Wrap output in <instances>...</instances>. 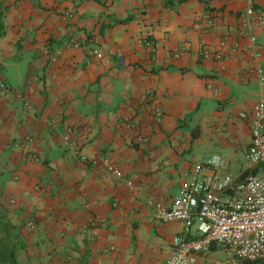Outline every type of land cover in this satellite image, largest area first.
<instances>
[{
    "label": "crops",
    "instance_id": "1",
    "mask_svg": "<svg viewBox=\"0 0 264 264\" xmlns=\"http://www.w3.org/2000/svg\"><path fill=\"white\" fill-rule=\"evenodd\" d=\"M3 1L0 209L18 264H164L184 224L158 212L199 166L264 171L246 160L264 0ZM193 264L249 263L214 245Z\"/></svg>",
    "mask_w": 264,
    "mask_h": 264
},
{
    "label": "built area",
    "instance_id": "2",
    "mask_svg": "<svg viewBox=\"0 0 264 264\" xmlns=\"http://www.w3.org/2000/svg\"><path fill=\"white\" fill-rule=\"evenodd\" d=\"M249 20L255 18L253 5L246 11ZM256 42V38H251ZM149 45V43H148ZM261 81L264 74L258 71ZM6 85L0 82V92ZM146 95L151 97V92ZM26 107L31 108L26 102ZM158 116L160 113L158 112ZM250 170L264 169V99L253 111L251 142L246 153ZM104 168L108 173L124 180L118 168L106 157ZM213 170L211 177L203 178L199 166L191 181L180 192L168 208H160L158 219L162 223L182 222V233L175 236L164 264H193L194 255H202L216 245L249 264H264V171L249 173L243 180L228 173V164L220 155H213L206 163ZM128 187L131 181H125ZM16 204L15 200H11ZM149 205L154 206L153 201ZM200 221L198 237L192 238L194 220ZM34 228V223L28 224Z\"/></svg>",
    "mask_w": 264,
    "mask_h": 264
},
{
    "label": "trees",
    "instance_id": "3",
    "mask_svg": "<svg viewBox=\"0 0 264 264\" xmlns=\"http://www.w3.org/2000/svg\"><path fill=\"white\" fill-rule=\"evenodd\" d=\"M7 6L3 0H0V37L5 35L7 29L5 25ZM7 215L0 209V263L1 264H18L17 252L19 244L17 242L19 235L17 227L7 220Z\"/></svg>",
    "mask_w": 264,
    "mask_h": 264
}]
</instances>
